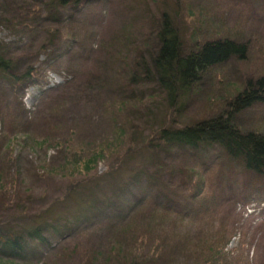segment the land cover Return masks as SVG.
<instances>
[{"label":"rangeland","instance_id":"obj_1","mask_svg":"<svg viewBox=\"0 0 264 264\" xmlns=\"http://www.w3.org/2000/svg\"><path fill=\"white\" fill-rule=\"evenodd\" d=\"M39 1L0 0V42L18 59L19 69L33 65L45 77L17 91L0 83V156H12L7 168L0 159V172L5 169L7 180L3 193L0 190V224L21 229L35 226L39 218L49 220L45 244L40 250L31 246L24 256L31 264H95L92 258L97 255L101 264L112 245L127 238L122 230L131 204L150 208L165 200H156L142 174L126 188L128 201L118 210L114 206L99 210L93 201L97 192L78 191L74 195L78 202L68 200L71 181L57 173L67 157L66 145L99 143L112 136L115 126L125 124L130 132L139 133L126 134L137 149L127 169L152 170L146 148L150 136L217 114L248 81L264 76V0H88L59 7L51 19L43 7L46 18L34 20L31 12ZM165 13L188 45L225 37L246 43L248 50L244 59L232 58L210 69L199 85L182 95L176 111L146 74L159 46L157 33ZM48 30H58V37ZM18 104L26 124L13 126L2 112ZM237 125L244 131L264 132V104L256 103L240 114ZM184 150L163 154L162 161L195 170L196 180L205 185L201 197L214 190L224 192L212 225H227L231 240L226 251L232 264H264V200H255L254 190L255 185L263 188L264 180L243 173L237 182L218 147L211 153ZM115 163L102 160L97 170L102 174ZM221 171L232 187L217 178ZM179 179L174 177V183ZM176 188L185 192L192 184ZM5 191L8 194L3 195ZM245 195L250 202H245ZM194 224L197 232L200 227ZM191 259L178 252L170 264H191Z\"/></svg>","mask_w":264,"mask_h":264},{"label":"trees","instance_id":"obj_2","mask_svg":"<svg viewBox=\"0 0 264 264\" xmlns=\"http://www.w3.org/2000/svg\"><path fill=\"white\" fill-rule=\"evenodd\" d=\"M87 1L51 0L45 3L41 0L33 8L31 16L34 20L46 18L42 17L44 7L49 11V16L51 14V19L59 7L65 8L70 3L84 5ZM161 19L157 33L159 46L151 56V70L147 68L146 74L162 88L175 111L182 95L199 85L210 69L221 66L232 58L244 59L247 55V44L238 39L221 37L202 43L195 41L188 45L167 13L162 14ZM20 25L16 24L17 27ZM46 32L58 37L59 31ZM39 73L33 65L19 69L18 59L11 57L5 45L0 42V83L5 82L13 90H19L23 86L37 84L38 78L45 79ZM256 103L264 104V76L248 81L243 90L231 96L217 114L182 127L163 128L158 131L157 136H150L146 140V148L151 153L152 170L145 166L127 169V162L133 159L137 149L133 139L131 143L126 134L132 132L138 136L139 133L134 130L130 132L125 124L115 126L112 136L99 143L81 145L80 148L74 142L66 145L67 157L57 173L66 174L71 181L66 192L68 200L78 202V199H74L78 191H86L92 195L97 192L99 196L93 201L99 210L105 211L107 206H114L118 210L125 206L122 202L128 201L125 190L141 174L154 190L156 200L162 197L165 200L164 204H154L150 208H145L144 204H131L128 223L124 226L125 230H122L127 238L113 244L109 255H106L101 264H159L161 261L170 264V259L178 252L191 256V264H232V258L226 251L231 240L227 225L222 223L218 228L213 226L215 220H212V214L217 212L216 208L223 202L224 192L214 190L201 197L205 185L196 180L195 170L167 163L162 161V157L176 149L211 153L212 149L218 147L223 152L225 162H228V170L231 169L232 174H235L236 181L243 173L256 181L264 180V132L244 131L237 125L238 116ZM22 108L18 104L14 110L3 111L5 122L9 118L11 121H8L13 126L26 124L23 122L25 119ZM43 143L48 142L44 140ZM0 159H3L2 165L5 168L12 162L10 154L0 156ZM113 159L116 160L115 165L100 174L97 170L99 163ZM166 175H169L168 180H165ZM177 176L180 179L174 183V177ZM5 177L3 169L0 172L2 193L7 181ZM217 178L227 186H233L230 178L225 179L223 171L219 172ZM190 184L192 188L185 192L176 188ZM255 188V200H264V187L255 185ZM6 194L8 192L5 191L3 195ZM244 200L251 201L247 195ZM117 214L115 211L114 215ZM48 222L46 218H39L35 226L21 229L0 224V264H31L24 256L31 246L40 250L45 244ZM194 222L200 227L197 232L192 229L196 225ZM208 224L211 228L206 230ZM100 257L97 255L92 258V262L97 264Z\"/></svg>","mask_w":264,"mask_h":264}]
</instances>
